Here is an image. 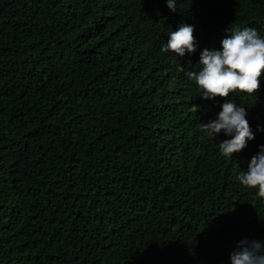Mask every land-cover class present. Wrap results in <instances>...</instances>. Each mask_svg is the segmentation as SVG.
Listing matches in <instances>:
<instances>
[{"label": "trees", "instance_id": "16d2710c", "mask_svg": "<svg viewBox=\"0 0 264 264\" xmlns=\"http://www.w3.org/2000/svg\"><path fill=\"white\" fill-rule=\"evenodd\" d=\"M0 0V264H230L264 242V199L200 130L225 100L185 75L233 29L264 37V0ZM194 26L197 50L161 47Z\"/></svg>", "mask_w": 264, "mask_h": 264}, {"label": "clouds", "instance_id": "9594fccd", "mask_svg": "<svg viewBox=\"0 0 264 264\" xmlns=\"http://www.w3.org/2000/svg\"><path fill=\"white\" fill-rule=\"evenodd\" d=\"M167 7L176 12V0H167ZM194 31V26L180 25L178 30L168 33L169 40L160 51L177 57L195 53ZM220 43V50H202L198 70H187L185 75L195 83L202 100H225L217 118L201 123L200 130L214 140L221 133L230 137L221 141L218 148L220 155L232 159L255 139V133L246 119L245 106H237L227 98L237 93L251 97L259 92L261 79H264V37L251 27L233 29ZM257 131L264 128L258 126ZM237 179L243 187L255 190L256 195L264 199V145L259 146L247 171H240ZM230 264H264V242L242 239L230 253Z\"/></svg>", "mask_w": 264, "mask_h": 264}]
</instances>
